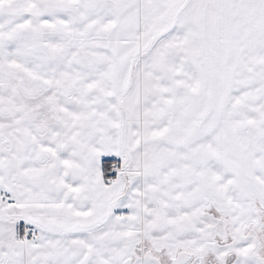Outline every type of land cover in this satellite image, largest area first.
<instances>
[{
  "label": "snow or ice",
  "instance_id": "1",
  "mask_svg": "<svg viewBox=\"0 0 264 264\" xmlns=\"http://www.w3.org/2000/svg\"><path fill=\"white\" fill-rule=\"evenodd\" d=\"M0 264H264V0H0Z\"/></svg>",
  "mask_w": 264,
  "mask_h": 264
}]
</instances>
